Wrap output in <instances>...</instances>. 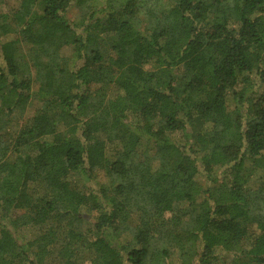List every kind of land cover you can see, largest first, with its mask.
Returning <instances> with one entry per match:
<instances>
[{"label": "trees", "instance_id": "16d2710c", "mask_svg": "<svg viewBox=\"0 0 264 264\" xmlns=\"http://www.w3.org/2000/svg\"><path fill=\"white\" fill-rule=\"evenodd\" d=\"M0 264H264V0L0 7Z\"/></svg>", "mask_w": 264, "mask_h": 264}, {"label": "rangeland", "instance_id": "374dc122", "mask_svg": "<svg viewBox=\"0 0 264 264\" xmlns=\"http://www.w3.org/2000/svg\"><path fill=\"white\" fill-rule=\"evenodd\" d=\"M18 5H19V0H5L0 7L1 10L8 11L18 7ZM76 15H77V10H72L71 12L68 13V17L70 19H74ZM72 52H73V47L70 45L62 48V54L64 56H69L72 54Z\"/></svg>", "mask_w": 264, "mask_h": 264}]
</instances>
